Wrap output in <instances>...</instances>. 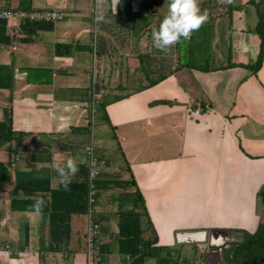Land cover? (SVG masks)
Listing matches in <instances>:
<instances>
[{"label":"crops","instance_id":"0c3cea01","mask_svg":"<svg viewBox=\"0 0 264 264\" xmlns=\"http://www.w3.org/2000/svg\"><path fill=\"white\" fill-rule=\"evenodd\" d=\"M22 6L60 9L64 17L25 23L15 43L0 45V65L14 70L13 89L0 88V121L10 104L19 136L0 147L9 170L0 179V264H87V213H72L70 230H58L67 214L48 201L61 184L54 163L72 158L79 169L72 181L87 177L89 141L101 174L126 180L128 167L133 172L157 245L175 250L183 232L226 239L258 228L264 57L255 73L261 39L252 0H200L207 21L167 52L154 46L152 32L168 0H119L116 8L112 0H0V7ZM100 14L107 22H97ZM98 98L107 102L108 119ZM199 103L204 110L196 114ZM123 191L97 193L101 239L113 243L109 264L123 260L113 242ZM39 198L45 204L37 214ZM54 236L68 240L54 249Z\"/></svg>","mask_w":264,"mask_h":264},{"label":"trees","instance_id":"16d2710c","mask_svg":"<svg viewBox=\"0 0 264 264\" xmlns=\"http://www.w3.org/2000/svg\"><path fill=\"white\" fill-rule=\"evenodd\" d=\"M252 2L256 6L258 15L255 31L261 39L258 59L254 64L250 65V68L256 73L262 65L264 57V2H255L253 0ZM22 9L30 8L22 6ZM26 24L32 23L26 22ZM12 42V38L6 30L5 20H0V45H7ZM1 87L9 89H13L14 87V70L11 66L0 65ZM97 100L99 102L97 110L102 112L103 118L108 119L106 111L107 102L100 98ZM9 101H12V96L9 98ZM18 137L12 127V107L8 104L4 108V119L0 121V147L7 142L18 139ZM8 150L11 154L18 153L16 147L9 146ZM128 170L130 178L126 180L109 178L107 174H101V170L97 178V188L99 191L114 187L125 190L118 197L120 200L117 211L118 234L113 241L117 251L123 256V264H147L150 259H154L155 264H178L179 256L177 259L173 258L172 248L157 245L159 241L158 235L148 213L145 199L138 188L133 172L129 167ZM1 177L4 179L9 178V170L3 162H0V179ZM89 190L88 175L83 180L71 181L67 190H65L62 184L56 189H51V197L48 201L49 206L55 211H62L67 214L61 224L59 222L56 223L58 230L60 227L66 228L68 231L70 230V217L72 213H87ZM238 231L243 233L241 240L226 241L225 244L220 246L223 255L220 261L224 264H264V221L259 224L254 232L248 230ZM53 232H55L54 229ZM67 240L64 237L59 238L54 236L51 239V247L54 249L59 248V244L65 243ZM112 244V242L104 243L102 241L101 253L103 260L100 264H109V253L112 252ZM126 255L130 256L129 260L125 257Z\"/></svg>","mask_w":264,"mask_h":264},{"label":"built area","instance_id":"2783aa9c","mask_svg":"<svg viewBox=\"0 0 264 264\" xmlns=\"http://www.w3.org/2000/svg\"><path fill=\"white\" fill-rule=\"evenodd\" d=\"M63 17H64V13L60 9H53V8L22 9V8L0 7V20H5L6 30L14 43L16 42L17 38L20 37L23 24H25L26 22H38V21L56 22L62 20ZM14 48H16V46H14ZM203 110H204V106L199 103L194 108L193 112L196 114H200ZM92 111L94 112L95 110L92 109ZM84 150L88 165V180L90 187L88 194L89 206L87 210V228L85 232L87 264H100L103 260V256L101 253L102 239L100 237L101 225L97 217L98 214L97 178L101 170L100 158L95 152L94 144L92 141H89L85 145ZM125 257L127 258V260L130 259L129 255H126ZM113 264H123V262L119 260Z\"/></svg>","mask_w":264,"mask_h":264},{"label":"clouds","instance_id":"9594fccd","mask_svg":"<svg viewBox=\"0 0 264 264\" xmlns=\"http://www.w3.org/2000/svg\"><path fill=\"white\" fill-rule=\"evenodd\" d=\"M199 2L200 0H168L167 14L160 22L158 30L152 32L153 43L157 49L167 52L179 43L181 38L188 39L194 31L199 30L208 19L207 10L202 12ZM220 2L223 3L225 0ZM112 3L116 8L119 0H112ZM96 19L97 22H107L103 14L98 15ZM52 167L59 175L60 183L67 190L79 170L76 161L69 158L63 163H54ZM44 204L42 198L35 201L33 208L37 214L42 212Z\"/></svg>","mask_w":264,"mask_h":264},{"label":"rangeland","instance_id":"374dc122","mask_svg":"<svg viewBox=\"0 0 264 264\" xmlns=\"http://www.w3.org/2000/svg\"><path fill=\"white\" fill-rule=\"evenodd\" d=\"M242 235L243 233H241V231H236L234 234L229 233V237L225 239V241L222 243L221 239L219 240V237L222 236H214L210 237L207 239L206 242L201 243V242H197V241H193V242H179L180 245L178 247H176L175 250H172L173 252V258L177 259L178 256L180 257V260L178 262H180L181 264H218L217 260L219 259L222 260L223 255H222V250H221V245L225 244L226 241H230V240H241L242 239ZM211 238H214L219 240V244L217 246V244H213L211 246H214V250L217 251V253H207V249H205L206 247H208V245H210V241ZM177 250V253L175 254L174 252ZM216 254H218L216 256ZM148 264H154V260H151ZM222 264H224L222 262Z\"/></svg>","mask_w":264,"mask_h":264},{"label":"water","instance_id":"95a60500","mask_svg":"<svg viewBox=\"0 0 264 264\" xmlns=\"http://www.w3.org/2000/svg\"><path fill=\"white\" fill-rule=\"evenodd\" d=\"M210 237H213L211 235H208L206 231H191V232H183L178 235V240L180 242H192V241H197L204 243L207 241V239ZM222 240L221 242L223 243L224 238L223 236L219 237V240ZM219 240H214V238H211L210 245L211 244H219Z\"/></svg>","mask_w":264,"mask_h":264},{"label":"flooded vegetation","instance_id":"af4514ba","mask_svg":"<svg viewBox=\"0 0 264 264\" xmlns=\"http://www.w3.org/2000/svg\"><path fill=\"white\" fill-rule=\"evenodd\" d=\"M217 246H218V244H217ZM211 247H215V245L214 246H211Z\"/></svg>","mask_w":264,"mask_h":264},{"label":"bare ground","instance_id":"6f19581e","mask_svg":"<svg viewBox=\"0 0 264 264\" xmlns=\"http://www.w3.org/2000/svg\"><path fill=\"white\" fill-rule=\"evenodd\" d=\"M217 239H215V241H216Z\"/></svg>","mask_w":264,"mask_h":264}]
</instances>
